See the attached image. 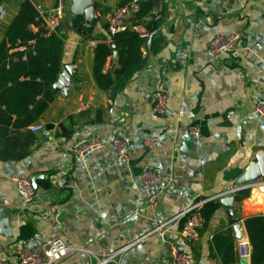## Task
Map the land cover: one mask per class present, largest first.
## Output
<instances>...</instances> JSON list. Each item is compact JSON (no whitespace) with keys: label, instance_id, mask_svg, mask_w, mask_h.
I'll use <instances>...</instances> for the list:
<instances>
[{"label":"crops","instance_id":"crops-1","mask_svg":"<svg viewBox=\"0 0 264 264\" xmlns=\"http://www.w3.org/2000/svg\"><path fill=\"white\" fill-rule=\"evenodd\" d=\"M23 1L0 0V42ZM32 1L45 10L58 3ZM152 1L127 3L139 10ZM122 2L94 0L96 12L89 23L84 13L72 10L74 0H63L65 16L57 30L64 41L61 73L72 67L70 87L56 90L33 123L36 140L29 154L0 160V222L6 219L12 232H0V261L16 264L18 243L43 252L61 237L81 249L59 264H96V254L144 235L153 219L167 220L196 199L226 191L235 190L234 214L244 236L245 218L264 214V206L263 211L246 207L253 199L264 202L263 179L234 187L264 152V119L254 112L257 99L264 98V0H162L163 17L154 20L149 11L141 21L151 32L142 44L144 67L125 86L102 89L94 73L96 46L107 36V20ZM39 27L32 25L34 31ZM217 31L240 32L239 48L215 56L209 44ZM117 62L112 56L106 68ZM159 88L168 93L164 115L154 110ZM193 126L199 128L198 136L192 134ZM115 136L128 139V160L118 158L110 142ZM93 137L108 143L82 158L75 156L73 145ZM153 138L157 141L149 144ZM149 167L162 170L160 184L166 188L157 207L148 203L142 187L143 170ZM36 175V197L25 204L13 177L33 180ZM71 180L73 187L68 186ZM27 222L35 233L24 240L19 235ZM219 234L230 235V241ZM173 243L192 254L191 264H252L251 258L240 257L239 239L221 203L199 240L186 242L181 223H176L164 236L150 235L108 264H168Z\"/></svg>","mask_w":264,"mask_h":264},{"label":"trees","instance_id":"trees-1","mask_svg":"<svg viewBox=\"0 0 264 264\" xmlns=\"http://www.w3.org/2000/svg\"><path fill=\"white\" fill-rule=\"evenodd\" d=\"M132 0H123L125 4ZM146 6L136 12L139 22L151 10ZM39 11L32 0H24L19 13L6 29L0 42V160H19L30 152L36 134L33 123L42 116L55 98L53 84L58 79L62 64L64 41L59 31H38ZM108 30V27H106ZM116 44V47L113 44ZM143 41L132 29L111 33L102 38L95 52L94 73L102 89L123 87L144 67ZM118 51L114 68H106L109 58ZM220 201H208L202 213L208 221L219 208ZM245 227L252 245V264H264V214L249 215ZM31 223L23 224L19 237L29 240L34 235ZM226 237L230 235H217ZM232 246V245H230Z\"/></svg>","mask_w":264,"mask_h":264},{"label":"built area","instance_id":"built-area-1","mask_svg":"<svg viewBox=\"0 0 264 264\" xmlns=\"http://www.w3.org/2000/svg\"><path fill=\"white\" fill-rule=\"evenodd\" d=\"M39 11L40 27L47 29L49 32H56L61 21L65 16L63 0H58L57 5L45 10L40 5L36 6ZM96 12V7H95ZM136 6L132 3H125L117 7L107 20L108 30L111 33L132 29L139 33L141 40L145 42L150 37V31L141 24L136 17ZM164 13V3L162 0H153L150 10V16L154 20H160ZM242 43V35L240 32H222L217 31L210 41V51L215 56H220L224 53L235 52ZM154 110L156 113L164 115L169 111L168 93L164 88H159L155 93ZM254 112L264 119V98L257 99L254 104ZM191 132L194 136L200 134L198 127L193 126ZM157 141V138L150 139L149 144ZM110 142L115 147L118 158L122 160L129 159L130 145L128 139L122 136L113 137ZM108 140L101 137L84 138L76 142L72 147V152L77 157H84L88 153L104 147ZM13 180L16 183L17 191L22 197L25 204H30L36 197V187L30 177L14 176ZM162 180V170L157 167H149L143 170L142 187L148 194V203L152 207H157L162 201L166 188L160 184ZM69 187L75 186V182L71 180L68 183ZM235 190L226 191L218 195L212 196L209 199H196L183 211L173 217L160 221L157 218L151 221V227L144 235L130 241L121 246L115 251L95 255L97 258L96 264H108L109 261L115 260L128 248L142 241L144 238L160 234L165 235V232L170 226L181 223V235L188 243H193L200 239L202 231L206 225V218L202 213L204 205L208 201L218 200L226 195L233 193ZM139 211H144V207H140ZM81 249L80 247L67 244L61 237L53 239L43 252L35 251L24 243H18L15 249L16 264H59L64 258ZM239 255L241 258L250 259L252 255V245L249 237L243 235L238 243ZM192 254L181 249L177 244L169 246L168 264H191ZM0 264H11L8 261H0Z\"/></svg>","mask_w":264,"mask_h":264},{"label":"water","instance_id":"water-1","mask_svg":"<svg viewBox=\"0 0 264 264\" xmlns=\"http://www.w3.org/2000/svg\"><path fill=\"white\" fill-rule=\"evenodd\" d=\"M72 10L76 13H84L86 16L87 22H91L93 17L95 16V3L94 0H74V5ZM2 6L0 4V18L3 14ZM116 47V44H113ZM113 57L117 59L118 51L115 50ZM72 73L71 65H68L65 70L59 75L57 81L53 84L56 90H68L70 87V77ZM39 175H36L33 178V182L35 187L37 188L36 179ZM264 180V152H260L256 155L253 160V163L250 165L249 169H247L238 181L235 183V188H241L250 183L258 182L259 180ZM236 201L235 195H226L220 198V203L228 210L230 215V221L234 226L236 237L241 239L244 235L242 223H240V219L238 216L234 214V204ZM0 232L6 236H12L11 229L9 227L8 221L6 219L0 222Z\"/></svg>","mask_w":264,"mask_h":264},{"label":"bare ground","instance_id":"bare-ground-1","mask_svg":"<svg viewBox=\"0 0 264 264\" xmlns=\"http://www.w3.org/2000/svg\"><path fill=\"white\" fill-rule=\"evenodd\" d=\"M263 206H264V202H261L260 199H253L248 203L246 207L250 209H254L256 211H263Z\"/></svg>","mask_w":264,"mask_h":264}]
</instances>
